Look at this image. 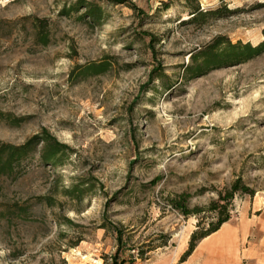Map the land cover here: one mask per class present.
Segmentation results:
<instances>
[{"label": "rangeland", "instance_id": "rangeland-1", "mask_svg": "<svg viewBox=\"0 0 264 264\" xmlns=\"http://www.w3.org/2000/svg\"><path fill=\"white\" fill-rule=\"evenodd\" d=\"M75 1L0 0V112L21 118L0 114V139L47 128L68 146L51 163L40 145L0 178V264L110 262L120 232L124 264H264V52L185 70L218 36L262 42L264 0H93L99 23L61 14ZM195 6L221 11L194 22ZM34 17L50 22L47 46ZM100 61L107 71L81 75ZM237 180L254 194L211 210ZM226 214L204 244L223 243V259L198 245L181 262L198 224Z\"/></svg>", "mask_w": 264, "mask_h": 264}, {"label": "trees", "instance_id": "trees-1", "mask_svg": "<svg viewBox=\"0 0 264 264\" xmlns=\"http://www.w3.org/2000/svg\"><path fill=\"white\" fill-rule=\"evenodd\" d=\"M117 1L120 2V0ZM81 9H84V11L79 17L82 19H88L94 23L101 22L105 15L103 7L93 0H76L72 6H64L60 12L64 15H70L71 12H79ZM220 11L221 10L216 9L204 12L200 10L199 6H195L193 7L192 21L196 22L205 15L217 16ZM33 28L35 30V39L37 43L47 46L51 42L49 20L47 18L34 17ZM263 52L264 40L257 45H253L251 42H232L225 36H218L213 42L191 54L192 61L186 66L185 70L190 78H194L203 75L214 68L243 63ZM107 65L108 62L106 61L90 62L85 65H80L78 69L83 76L98 75L107 71ZM0 114L2 117L7 116V119L14 125H18L21 122V118H13L10 114H4L3 112H0ZM40 145H42V159L51 163H57L60 157L64 155L68 149L67 144L58 140V138L53 136L47 128H43L41 132L34 134L20 144L5 142L0 139V178L2 176H16L22 167L24 160L31 157L32 154L38 150ZM238 191L250 195L254 194V190L248 185L243 184L242 180H237L233 187L227 190L225 195L221 194L218 200L211 203L210 209L213 211H221L222 208L227 209L228 203H230ZM173 205L185 215L192 213L197 214L201 210L198 207L190 209L183 201H179L177 204ZM229 219L230 215L226 214V216L222 217L216 224L212 223V226L208 229L202 228L199 223L198 228L191 234L189 246L182 255L181 262L186 261L193 254L201 240L209 237V235L220 229L221 225ZM122 237V232H120L117 237L119 241V249L111 256V261H106L102 264L125 263V259L122 258L120 254Z\"/></svg>", "mask_w": 264, "mask_h": 264}, {"label": "crops", "instance_id": "crops-1", "mask_svg": "<svg viewBox=\"0 0 264 264\" xmlns=\"http://www.w3.org/2000/svg\"><path fill=\"white\" fill-rule=\"evenodd\" d=\"M260 209V208H259ZM258 209V210H259ZM209 237H211V235H209ZM209 237H207V238H204L202 241H201V243L199 244V246H198V248H201V251L202 252H204L205 251V248L207 249V251L208 252H215V253H220L219 255H220V258L221 259H223V257H224V253H223V246H224V244L222 243L220 246H215L214 248L213 247H209V246H204V244L206 243L205 241L209 238ZM232 243L233 244H235L236 243V240H235V238H232ZM198 248H197V250H198Z\"/></svg>", "mask_w": 264, "mask_h": 264}]
</instances>
